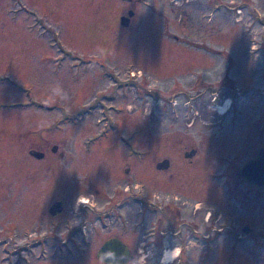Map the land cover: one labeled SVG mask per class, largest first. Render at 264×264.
I'll list each match as a JSON object with an SVG mask.
<instances>
[{"label":"rangeland","instance_id":"rangeland-1","mask_svg":"<svg viewBox=\"0 0 264 264\" xmlns=\"http://www.w3.org/2000/svg\"><path fill=\"white\" fill-rule=\"evenodd\" d=\"M263 135L264 0H0V264H105V239L140 237L136 211L128 223L104 218V190L143 184L151 203L178 195L209 207L216 228L231 226L215 231V251H239L235 224L264 228V192L240 175ZM111 141L131 151L112 152L114 169L86 173ZM39 146L51 157H33ZM163 158L165 171L155 168ZM55 187L69 228L85 222L74 241L44 209ZM88 197L104 205H83Z\"/></svg>","mask_w":264,"mask_h":264},{"label":"flooded vegetation","instance_id":"flooded-vegetation-1","mask_svg":"<svg viewBox=\"0 0 264 264\" xmlns=\"http://www.w3.org/2000/svg\"><path fill=\"white\" fill-rule=\"evenodd\" d=\"M93 62L97 63L96 60L92 59H86L85 63L93 64ZM101 65L103 75L106 77H112L113 73L111 72L109 66H106L104 64ZM105 140L106 139L102 140L101 143ZM111 142L112 143L101 146V150H97V153L90 158L91 160L88 163L86 160L83 161L87 164H95L100 168L98 171H86V173H103L106 166H111V168L114 169L117 160H114L112 152L118 150V148L120 147L121 150L127 148L126 152L131 151L130 149H128V147H132L131 144L124 145L113 143L114 141ZM176 144L177 139L174 140V145ZM54 146L55 145L52 146L51 150L52 152L56 153L58 152V146L56 145V149L53 148ZM92 146L93 145L91 144L87 146L88 148L90 147V152L92 151ZM37 148H39L37 150L43 151V146H39ZM192 149H196L198 152L197 148ZM144 152L145 154H147L148 150L146 149L144 150ZM47 155L48 154L45 153L42 156L33 157L38 160H43L44 158L51 157H47ZM59 157L62 159L63 157H65V154L63 152H59ZM83 158L85 159L86 157ZM190 159H192V157ZM162 160H164V158ZM159 161H157V163ZM169 161L170 164L167 169L159 170H168L171 165V160L169 159ZM157 163L155 164L156 169H158L156 167ZM66 164L69 165L68 161L66 162ZM122 167V169H119L121 172H126L127 174L133 172L130 166L123 165ZM116 168L117 169L115 170V172L110 169L107 170L109 172L112 171L113 174H118V166ZM107 170L105 171V175H109V172ZM50 172H48V175ZM35 182L36 181L34 180V183ZM58 183L59 180L56 181V184ZM252 187L257 188L260 192H264L257 186ZM60 191L61 190L59 189V187H55L51 202L45 205L44 209L46 210L47 216L50 217L49 222L51 223V225L54 222V218L57 217H62V219L64 218V220L68 222L67 224L64 221L63 223H61V226H57V228H62L63 238L66 237V242L69 240L74 241V238H76L77 235H83L82 227L85 226V222L81 219L79 225L73 226L71 229L69 228V217H65L67 212L70 210H67L65 199L63 198V194ZM91 191V194L94 196L102 195L103 193V190L97 187H93ZM104 191L106 195L108 194L107 201H109V210L107 212H104L105 219H114L116 222H118V220H121L125 223H128L130 221V218L133 216L134 211H136V215L139 216V218L134 221L136 224L134 228L136 229L135 232L139 233L140 239H137V241H130L131 245H129L122 237H120V239L128 244L130 253L132 255V258L128 262V264L132 262H134V264H139V259L145 257L148 258L147 260H145L146 264H264V228L262 226H257V224L254 223L255 220L247 219L250 220V223H247L246 220H244L243 223L239 221L237 224H235L236 227L241 230V233L236 234L233 240V244L237 245L239 243V251H215V243L216 239L218 238L215 237V231L220 232L221 228H231V226L228 223L221 222L216 228V221L213 218L212 212L209 211V207L207 208L199 205L198 202L189 203L188 201H182V197L178 198V195L175 197L177 201L175 203L161 201L151 203L149 201L152 198L145 190V184H143L142 189L138 188L137 186H135L134 188L125 186L121 188L113 187L111 189H105ZM42 193H39L37 191V187L33 189V202L31 205L35 209L38 205V197L42 195ZM208 196V194L202 196L203 198H205L202 200L208 202ZM259 199L260 195L256 194L255 201H258ZM180 200L181 202H179ZM87 201L90 203L89 206H93L94 202H101V204L104 205V200L103 202L97 200L95 201V199L91 201V198L89 197L87 200H81V202H83V205H86ZM46 229L48 231V227H46ZM46 235L49 236V232L46 233ZM111 237L119 236L113 235L108 237L107 239ZM103 243L101 244V246L103 245ZM227 243L230 244V240ZM236 245H234V247H236ZM172 247H174V250L177 251L176 256L173 262H165L163 260L164 253L166 251H170Z\"/></svg>","mask_w":264,"mask_h":264},{"label":"water","instance_id":"water-1","mask_svg":"<svg viewBox=\"0 0 264 264\" xmlns=\"http://www.w3.org/2000/svg\"><path fill=\"white\" fill-rule=\"evenodd\" d=\"M133 12H130L129 16H132ZM129 17L122 18V24L128 25ZM56 149V145L53 147ZM30 154L34 156H42L45 153L37 149H31ZM197 150L192 149L185 153L186 157H193ZM170 161L168 158L159 161L156 165L158 169H167ZM241 177L250 186H257L264 191V146L258 150L256 157L246 161L241 167ZM98 260L106 264H128L132 255L127 243H125L119 237H111L107 239L97 252Z\"/></svg>","mask_w":264,"mask_h":264},{"label":"bare ground","instance_id":"bare-ground-1","mask_svg":"<svg viewBox=\"0 0 264 264\" xmlns=\"http://www.w3.org/2000/svg\"><path fill=\"white\" fill-rule=\"evenodd\" d=\"M240 12V11H238ZM177 251L176 250H171V251H168L164 254V261L165 262H170L171 260H173L175 258V255H176Z\"/></svg>","mask_w":264,"mask_h":264}]
</instances>
